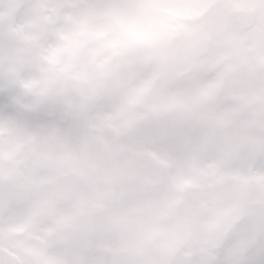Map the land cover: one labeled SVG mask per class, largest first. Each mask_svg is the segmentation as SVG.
Instances as JSON below:
<instances>
[{"label": "clouds", "instance_id": "1", "mask_svg": "<svg viewBox=\"0 0 264 264\" xmlns=\"http://www.w3.org/2000/svg\"><path fill=\"white\" fill-rule=\"evenodd\" d=\"M136 3L0 0V264H264V0Z\"/></svg>", "mask_w": 264, "mask_h": 264}, {"label": "snow or ice", "instance_id": "2", "mask_svg": "<svg viewBox=\"0 0 264 264\" xmlns=\"http://www.w3.org/2000/svg\"><path fill=\"white\" fill-rule=\"evenodd\" d=\"M136 7V15L127 20L129 27H135L138 24H150L155 17H162L171 12V8L164 3V0H137ZM111 14L120 18L122 11L118 6H114Z\"/></svg>", "mask_w": 264, "mask_h": 264}]
</instances>
